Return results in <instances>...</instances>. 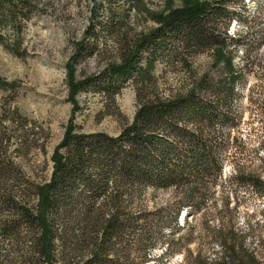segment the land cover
<instances>
[{"label":"rangeland","instance_id":"rangeland-1","mask_svg":"<svg viewBox=\"0 0 264 264\" xmlns=\"http://www.w3.org/2000/svg\"><path fill=\"white\" fill-rule=\"evenodd\" d=\"M13 1L14 24L0 23V168L3 157L13 165L12 169L7 166L4 175L0 174V224L7 219L12 226L8 234L0 232V264H39V259H30L38 232L15 215V204L2 205L3 198L9 192L16 202L24 203L21 189L25 193L28 184L48 181L53 166L50 155L68 125H73L74 133L102 131L115 136L131 123L139 104L129 78L118 91H100L101 84L108 80L102 77L107 72L106 65L119 57L120 45L114 35L115 40L110 34L97 39V47L85 58L78 56L73 63L70 57L75 43L93 39L87 34L92 4L101 2L104 19L107 0ZM205 2L220 3L224 14L215 19V24L222 29L228 20L227 33L240 36V42L230 44L226 51L228 65L219 63L223 72L226 69V81L221 80L227 83L228 96L217 99L216 108L224 115L214 116L210 108L205 111V116H213L211 132L221 144L216 152L223 161L221 175L205 189L204 208L194 215L187 211L177 187L162 188L144 182L131 185L125 208L120 205L119 212L123 210L116 217L123 226L114 240L120 264H195L203 259L210 263L218 251L211 235L214 223L221 224L224 232L232 225L236 227L246 239L245 244L257 251V257H264V0H138L129 5L126 0H117L113 5L127 15L125 30L129 40L159 26L171 11ZM6 9L2 8L0 18L8 14ZM180 43V38L155 41L158 47L152 68L154 82L145 91L147 97L152 98L156 92L167 99L182 93L196 85L190 76L199 78L205 70L211 79L218 76L209 48L187 52ZM183 58H187L184 64ZM68 63L73 65L74 81L85 76L94 78L89 85L84 84L85 89L74 93ZM232 89L234 93L230 94ZM72 96L75 105L70 101ZM205 120L185 123L194 132L202 129L207 133L210 129ZM23 140L19 152L18 144ZM174 143L179 155L173 161L172 154L173 159L158 174L169 173L171 162L192 165L189 158L196 155H186L185 142ZM195 152L200 154L201 150ZM200 160V164L191 167L199 168L206 157ZM232 168L242 174L235 176ZM250 172L260 180L252 182ZM80 189L84 190L83 184H79L77 193ZM75 201V208L80 211L82 202L78 197ZM223 203L228 206L225 208ZM74 210L71 207V213ZM204 211L208 212L201 219ZM50 221L52 233H61V225L54 219ZM58 246L55 241V252ZM53 254L59 259L58 253ZM113 263L116 261L110 264Z\"/></svg>","mask_w":264,"mask_h":264},{"label":"trees","instance_id":"trees-1","mask_svg":"<svg viewBox=\"0 0 264 264\" xmlns=\"http://www.w3.org/2000/svg\"><path fill=\"white\" fill-rule=\"evenodd\" d=\"M116 1L107 0L104 19H101V2L94 1L90 8L87 32L93 39H83L75 43L70 57L74 63L78 56L90 54L97 47V39H104L109 34L112 38L113 35L117 38L116 42L120 45L119 57L106 65L107 72L102 77H108V80L101 84L100 91L108 94L118 91L125 79L129 78L135 86V98L139 104L131 123L124 125L115 136L102 131L74 133L73 125H68L61 141L50 155L53 166L48 181L27 183L25 193L20 190V195H23L21 197L26 201L24 203L16 202L9 192L3 198L2 205L15 204V215H20L22 222L38 232L32 247L33 257L30 259H39V264H108L114 261L116 263L113 264H120L116 257L118 253L114 240L123 226L116 217L120 205L125 208V196L130 195L131 185L144 182L162 188L170 185L177 187L182 192L185 206L190 209L187 208V211H193L191 215H194L204 208L202 196L205 189L221 175L223 161L219 157L220 153H216L221 144L211 132L213 116H205V111L210 108L209 112L212 111L214 116L220 114L223 117L224 114L216 108L217 99H225L228 92L225 91L227 83L222 82L226 81V69L223 72L219 63L227 66L229 58L226 51L229 45H237L240 42L238 34L235 36L227 33L228 20L222 29L215 24V19L224 14V7L218 2L180 7L166 15L159 26L127 40V15L116 10L113 5ZM134 1L138 0H126V3L129 5ZM14 6L13 0H0V12L2 8H7L8 13L2 14V25L7 22L14 24ZM15 26L20 27L18 22ZM94 26L98 29H90ZM166 38H180V44L187 52L192 48H209L215 71H218L216 79H211L212 75L209 71L205 72L206 70L199 78L193 73L194 77L190 76L189 79L196 85L182 93L167 99L160 98L156 92L152 98L147 97L145 91L149 84L154 82L152 68L158 47L155 41H165ZM185 61L187 58H183V64ZM258 64L262 66L260 62ZM67 66L74 93L78 89H85L84 84L89 85L94 79L85 76L74 81L73 65L68 63ZM230 91V94L234 93L233 89ZM70 101L74 105L77 104L73 96ZM18 117L25 121L19 114ZM199 118L207 119L205 121L210 129L207 133L202 129L194 132L185 123L188 120L199 121ZM176 140L186 143V155H196L189 158L192 165L185 163L180 166L178 162H171L173 167L169 173L158 174L161 173V167L173 159L172 154L173 161L179 155V149L174 143ZM18 145L20 152L24 140ZM191 145L195 146V149H192ZM197 149L201 150L200 154L195 152ZM205 157L206 161L202 162L199 168L191 167L200 164V159ZM1 165V175L5 174L7 166L10 169L13 166L11 160L6 157L2 158ZM232 170L235 176L242 174L238 168ZM250 176L252 182L260 180L251 172ZM79 184H83L84 190L80 189L77 193ZM75 197L82 202L80 211L75 208ZM223 204L225 208L228 206ZM71 207L75 209L73 213ZM207 212L202 213L201 219ZM176 214L178 210L174 217ZM51 219L61 225V233H52ZM0 225V232H4V235L12 229L11 222L7 219ZM211 235L218 245V251L213 254L210 263L203 259L196 260L195 264H264V257L262 260L257 257V251L245 244L246 239L233 225L224 232L221 224L214 223ZM55 241L59 243L57 252ZM261 243H264V238ZM53 253H58L59 259Z\"/></svg>","mask_w":264,"mask_h":264}]
</instances>
